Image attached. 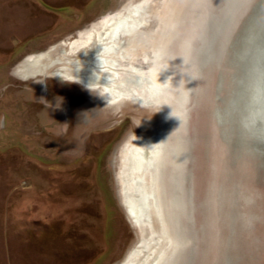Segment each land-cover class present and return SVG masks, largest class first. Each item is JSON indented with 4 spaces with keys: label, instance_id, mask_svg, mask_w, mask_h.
Wrapping results in <instances>:
<instances>
[{
    "label": "rangeland",
    "instance_id": "374dc122",
    "mask_svg": "<svg viewBox=\"0 0 264 264\" xmlns=\"http://www.w3.org/2000/svg\"><path fill=\"white\" fill-rule=\"evenodd\" d=\"M244 4L251 1L0 0V264H119L140 242L145 251L134 264H264V150L256 154L245 147L239 153L232 139L224 144L223 125L206 118L217 88L226 92L223 106L226 98L233 100L227 73L231 60L249 47L243 31L248 16L244 25L236 23ZM128 6L137 7L141 23L126 35L124 60L136 66L152 62L155 74L153 60L175 57L179 65L167 68L170 81L184 82L180 66L190 48L195 77L185 121L176 129L189 143L182 186L172 180L170 167L148 173L149 206L135 225L120 201L118 150L131 135L171 137L175 123L167 106L127 99L114 105L48 71L17 73L28 56L73 42L94 22ZM245 61L239 59L242 74ZM239 88L240 83L235 92ZM57 97L63 98L57 108L40 101L55 105ZM247 109H240V120L249 118ZM231 125L234 135L239 131L246 138L244 126ZM104 202H110V214Z\"/></svg>",
    "mask_w": 264,
    "mask_h": 264
},
{
    "label": "bare ground",
    "instance_id": "6f19581e",
    "mask_svg": "<svg viewBox=\"0 0 264 264\" xmlns=\"http://www.w3.org/2000/svg\"><path fill=\"white\" fill-rule=\"evenodd\" d=\"M250 1L251 4L247 7H245L246 5L244 4L245 10H243L242 15H239V19L236 23H242L245 19V15L248 16L250 25H247L246 31L245 29H243V31L245 33V39H248V44H246L251 48L249 49V47L246 46L247 48H245L244 50L242 49V51H240V53L238 54L237 59L233 56L234 58L233 60H231L230 65V67L232 68H230V72L227 73L229 74V84L226 85V91L232 94L231 96H233V100L232 98H226L227 105L223 106L220 98H224V94H226V92L222 89V87L217 88V93H215L216 96H214L216 98V101L213 105L211 104L208 113L209 116L207 115L206 118L210 119L211 117L213 120L218 121L220 125H223V128H221V136L224 144L226 143L227 145L230 138L236 144L235 150H237L239 153H242L244 148L247 147V149L252 148V150L257 154L258 152H262V150H264V0ZM126 10L127 11L125 12H113L112 14L107 15V17H104L102 20L94 22L91 27L85 28L83 31H81L80 36L74 39L73 42H70L71 40L69 41V43L67 42L69 44L68 48L67 46H65L67 44L66 41H62V44L64 43L65 45L62 46V44H57L52 46L49 51L40 53L37 56H28L27 59L25 58L24 63H22L17 68V73L21 74L22 76L34 75L38 73L45 74L46 76V73L48 71L51 77H59V75L57 74L70 76L72 67L75 69V64L73 62L78 59L81 62L82 67L78 71L74 70L73 75L79 76L80 80L82 81V83L79 84H82L89 91L97 93V95L106 103H114L115 105L118 100L127 99L140 104H154L157 106L160 105L162 108L163 105L167 106L170 112L169 118L171 119L172 123H175V130L173 134L171 133V137L168 138L165 135L151 141L150 138H145L144 136L131 135L128 137L129 140L125 139L127 141H125L118 150L120 154L119 156L121 160H123V163L121 162L120 165L121 167L119 166L120 172L118 173L120 201L126 215L128 216L129 221L133 225H135L138 220L143 217L145 211L149 206V190L146 191L145 186L146 175L148 173L151 174V172L153 173L155 171L159 173L162 168L170 167L169 169L172 170L171 173L174 176V178H172L173 181H178V184L180 183V186H182L181 180L185 178V176L184 178L181 177V173L183 172L181 170L186 169V163L188 162L187 160L189 154V143L187 144L184 142L186 141V138H182L181 134H176V129L177 126L179 127L185 121L184 117L187 112L185 106L188 102L190 80L193 70L192 68L194 66V64L192 66L193 59H191V57L194 54H192L191 56V53L193 52H190L189 48V50H187L186 52L187 54L184 55V59L182 60L183 63H181L180 68L184 72L185 81H179L183 83L181 84V86H178V84H180L179 82H177V84L174 81H170L171 79L168 80V78L171 76H169L167 69L162 70L160 73H158V75V71H156L155 76L154 72H152V70H155L152 67V62H146L145 65L139 64L137 66L134 64H128V62L124 60L123 56L124 49L127 45L126 40H128L126 38V35L131 31L132 28H136V26H138L141 21L139 20V12L136 6H128ZM251 24H253L254 27L259 25V27L257 29L253 28L251 27ZM241 25H244V23H242ZM241 25L239 24V26ZM239 32H241V30ZM239 35L240 33L237 35V37H239ZM192 48L194 47H191V49ZM257 51H260V55H255ZM121 57L123 58V62L121 60ZM241 58L242 60L243 58L246 60L245 67L247 68H245V72L243 74L242 71L240 72L239 67V59L241 60ZM174 59L175 58L170 60L169 65L173 66L174 63V65L178 66V61H175ZM147 60L151 61L152 59ZM153 62L155 63L154 67L158 68L160 61L157 63V61L153 60ZM147 69L151 71H147ZM178 75L181 77L180 74ZM237 75H239V77H237ZM244 76L245 82H243L242 84V82L240 81H242V78H244ZM180 80L182 79L180 78ZM222 81L224 80H221V82ZM90 82H94L91 87L95 90H91L86 87V85ZM238 83H240V88L237 90L238 92H235ZM212 94L215 95L214 92ZM241 108H248L247 113L249 118H245L244 116L240 120L239 116L241 115ZM235 113L236 116H238L237 118L235 117ZM238 113L239 115H237ZM174 115H177L180 119ZM223 122L227 123V125H225ZM230 122L235 123L236 125H238L239 123L241 124L240 126H244V129H242V131H244L246 135L245 139L241 137L239 131L234 135V132L236 131L233 132L234 126H230ZM226 128L229 130V136L225 134ZM249 128L252 131H249ZM185 132H187L186 129ZM134 136L136 137L135 139ZM171 138H173L174 140L172 139V143L169 145L168 141H170L169 139ZM203 148L204 153L206 154V144H203ZM253 160L254 159L252 158V161ZM159 162L161 165L159 164ZM262 172V176L264 177V166ZM263 183L264 182H262V184ZM134 192L135 194L133 196V194L131 193ZM150 192L153 193L152 191ZM186 193L187 190L182 188L181 198H185L187 196ZM257 196L259 197V195ZM204 223L206 222L204 221ZM231 223H233V221ZM165 227L167 228V225H165ZM140 243V245H136L129 251H127L119 264H134L135 259L137 258L139 261H141V255L143 251H145L143 249L146 246L143 244V242ZM192 243L195 242L193 241ZM205 245L207 246V244ZM245 263H247L246 260ZM171 264H174V262Z\"/></svg>",
    "mask_w": 264,
    "mask_h": 264
},
{
    "label": "clouds",
    "instance_id": "9594fccd",
    "mask_svg": "<svg viewBox=\"0 0 264 264\" xmlns=\"http://www.w3.org/2000/svg\"><path fill=\"white\" fill-rule=\"evenodd\" d=\"M173 58H175V57H168L166 55H162L161 57H159L158 59H159L160 63H159L158 69H157L158 73H160L164 69H167L169 67L168 61L171 60V59H173ZM98 59H99V56H98ZM73 63L75 64V69L72 67V72H71V75L70 76H66V75H63V74H57L61 78V81L62 82L82 83V81L80 80L79 76L73 75L74 70L78 71L82 67L81 62L77 59ZM191 78L195 79V77H191ZM169 79H171V77H169L168 80ZM40 81H44V79H41ZM93 83L94 82H90L89 84L86 85V87H88L91 90H95V89H93L91 87V85ZM62 99L63 98H61V97H57L56 98V104L55 105L50 104L48 101L44 100L43 98L40 101L45 105L46 108H48V107L57 108L62 103ZM47 115H48V113H47ZM174 116L178 117L177 115H174ZM135 138L136 137L134 136V139Z\"/></svg>",
    "mask_w": 264,
    "mask_h": 264
},
{
    "label": "flooded vegetation",
    "instance_id": "af4514ba",
    "mask_svg": "<svg viewBox=\"0 0 264 264\" xmlns=\"http://www.w3.org/2000/svg\"><path fill=\"white\" fill-rule=\"evenodd\" d=\"M109 206H110V202H104V207L106 208V211L108 212V214H110Z\"/></svg>",
    "mask_w": 264,
    "mask_h": 264
},
{
    "label": "water",
    "instance_id": "95a60500",
    "mask_svg": "<svg viewBox=\"0 0 264 264\" xmlns=\"http://www.w3.org/2000/svg\"><path fill=\"white\" fill-rule=\"evenodd\" d=\"M254 27V26H253ZM259 27V25H257L255 28L257 29ZM171 109H172V107H171Z\"/></svg>",
    "mask_w": 264,
    "mask_h": 264
}]
</instances>
